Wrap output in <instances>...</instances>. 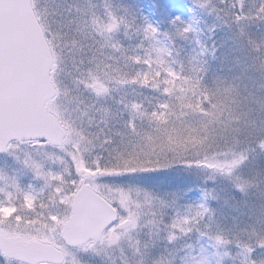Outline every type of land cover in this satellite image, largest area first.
<instances>
[{
	"label": "snow or ice",
	"instance_id": "snow-or-ice-1",
	"mask_svg": "<svg viewBox=\"0 0 264 264\" xmlns=\"http://www.w3.org/2000/svg\"><path fill=\"white\" fill-rule=\"evenodd\" d=\"M95 7L91 0H45L43 8L37 7V0H0V155L14 164L11 173L0 170V264H65L70 245H86L87 251L99 240L120 247L124 237L133 259L124 257L122 264H264V204L258 211L250 209L256 216L252 224L223 228L208 205L217 199L212 190L198 189V201L181 203L175 193L169 200L139 188L135 195L142 199H133L132 189L114 183L131 177L150 180L172 168H195L207 171L208 180L217 175L229 179L241 194L259 188L260 182L234 174L249 153L264 152V121L246 131L241 151H234V144L227 151L208 153L216 142L214 135L209 142L208 127L216 126L213 134L217 129L240 131L232 125L251 109L234 112L232 105L240 101L230 84L203 83L206 57L215 59L217 47L200 39L203 32L197 25L198 17H213L209 38L217 24L235 27L237 39H246L248 53H256L253 61L259 60L264 69V40L247 38L244 31L249 24L264 23V0L252 7L245 0H190L187 19L161 2L163 21L127 8L118 15L120 10H112L107 2L101 16ZM120 36H135L137 43L127 47ZM184 43L191 45L186 60L177 59ZM69 47L92 53L79 60L73 80L78 95L68 102H75L73 110L80 117L88 116L89 125L99 116L95 133L88 132L82 120L78 125L58 103L61 96H69L57 78ZM130 66L134 70H128ZM126 86L165 99L153 103L146 97L150 110L144 100L124 96L115 100L122 105L118 111L100 103ZM84 92L99 107L88 104L81 109ZM189 114L199 117L201 127L182 120ZM138 120L154 125L158 135L144 132ZM111 121H118L120 129L109 127ZM115 137L120 142L137 137L158 144L142 153L113 149L114 156L93 155L98 147L113 144ZM98 206L107 208V221L77 232L89 210ZM141 233L145 239H136ZM193 233L195 244L169 249V244ZM154 249L160 251L154 254Z\"/></svg>",
	"mask_w": 264,
	"mask_h": 264
},
{
	"label": "rangeland",
	"instance_id": "rangeland-1",
	"mask_svg": "<svg viewBox=\"0 0 264 264\" xmlns=\"http://www.w3.org/2000/svg\"><path fill=\"white\" fill-rule=\"evenodd\" d=\"M68 3L83 4L84 0H67ZM96 5L94 11L103 16L104 5L107 2L112 6V10L117 11L118 15H123V9L127 8L130 12L140 14V10L146 13L149 19L153 21L165 20L164 15L161 12V2L167 3V10L176 14L184 13L187 19L186 7L189 6L190 0H91ZM257 0H245L246 6L252 7ZM45 6V0H37V7L43 8ZM200 23L197 25L199 29H206L207 44L212 46L213 42L217 47L216 58L206 57L210 72H204L203 79L205 85L212 87L214 82L220 81L230 84L237 90L238 95L236 99L240 101L239 104H233L232 108L236 114L241 112H248V116L245 118L241 116L239 123L232 125L233 129H240V131L221 132L217 129L213 134L211 129L216 127L210 125L207 129L209 132V142H211L213 135L215 136V143L208 149L210 155H215L221 151H227L229 147L234 144L238 145L234 148V151H241L245 147V133L246 131H252L253 126L259 128L261 121H264V69L260 67V61H253V57L256 53H248V46L246 39L241 37L237 39L236 28L231 30L221 27L217 24L215 32L211 33L209 38V32L207 28L215 23L212 16H200L198 17ZM166 23L162 24V28L166 27ZM64 31H69L64 29ZM247 38H250L256 42L264 40V23H252L245 26L244 29ZM71 34V33H70ZM123 40L125 46L134 47L137 43V38L133 36L130 40H125L123 36L119 37ZM206 41V38L201 39ZM86 44H90L91 41H85ZM185 44V43H184ZM182 44V45H184ZM187 44V43H186ZM94 51V49H93ZM107 49L105 52L107 53ZM87 55L91 57L92 53L85 49L83 52L77 53L75 49L69 47L67 50V56L65 57L64 64L61 65L58 71L57 78L61 84V87L67 86L69 89V96L66 98L61 96L58 103L62 104L66 108L67 114L71 116L73 120L77 121L79 125L80 120L83 121V126L88 132H97L96 121L99 116L93 121L91 125L88 123V116L80 117V114L73 109L75 108V102L69 103L73 97L78 95L75 91V85L73 83L74 77L77 75V68L79 67V60ZM119 55L118 53L116 54ZM123 64V61H121ZM128 70H134L131 66ZM124 96L126 99H132L136 101H145V107L150 106L148 100L153 103L156 99L161 97L152 91L147 89L138 88L135 86L124 87L119 92L113 93L112 98H105L100 103L106 104L113 111H118L122 108V105H117L115 100ZM148 100H145V98ZM83 104L80 108L83 109L85 105L92 104L99 107L97 101L88 95L87 92L82 96ZM79 117V119H78ZM173 119H175L173 117ZM183 121L190 122L193 126L201 127L199 117L189 114L182 118ZM177 123H181L177 121ZM138 126L144 132H150L152 137L155 138L158 133L153 131L154 125L150 126L144 120L137 121ZM181 126H183L181 124ZM103 127V125H100ZM109 127L114 129H120V123L118 121H111ZM223 126L221 125L220 128ZM107 131V129H105ZM203 134V133H202ZM227 138V144L225 139ZM158 141L150 143L147 139L140 140L137 137H128L123 142H120L119 137L114 138V142L111 145H103V148H97L96 152H101L105 157L115 155L113 149L116 151H124L127 153H142L149 151L151 148H156ZM107 149V151H104ZM157 150H159L157 148ZM171 156V153H169ZM223 156L217 155V159H223ZM114 162V161H113ZM14 167L11 158L6 156H0V170L11 173ZM209 173L200 169H185V168H172L167 172L157 174L154 178L146 180L140 177H131L126 179L116 180L114 183L122 186L124 189H132L133 199H142V196L137 197L135 195V189H147L153 193L164 197L165 199H172V194L175 193L177 197L181 198V203L185 201H198L200 198V191L198 189H208L213 191V195L217 199H210L208 201L209 207L215 210L214 220L223 228H244L246 224H252L256 220V216L250 209L255 208L259 210V206L264 204V152H260L258 149L256 153H249L244 163L236 170L235 176H239L241 180L260 182L258 189H249L247 194H241L234 190L232 182L224 177L217 175L214 180H208ZM113 183V181H108ZM27 183V181H25ZM136 239L143 240L145 237L141 233ZM203 242V241H202ZM91 243V242H90ZM196 235L192 234L191 237L182 240H177L175 244H169L170 250L180 247L181 244H195ZM120 247L116 245L107 246L101 241L95 242L92 248H88L85 251V247H77L74 249H68V255L65 257V264H122L124 257H128L129 261L133 259L131 256L132 249L128 247V239L124 237L119 242ZM121 248L124 249L123 255L121 254ZM163 248V245L160 246ZM160 251V249H154V254ZM209 252L212 250L209 249ZM183 254V253H181ZM134 259L138 260L139 257Z\"/></svg>",
	"mask_w": 264,
	"mask_h": 264
},
{
	"label": "water",
	"instance_id": "water-1",
	"mask_svg": "<svg viewBox=\"0 0 264 264\" xmlns=\"http://www.w3.org/2000/svg\"><path fill=\"white\" fill-rule=\"evenodd\" d=\"M109 218V213L107 208L103 206L93 207L89 210L86 217L83 220V223L80 227L76 229L77 232L82 229L91 230L94 229L97 225L103 224ZM79 246V245H75ZM70 245V247H75Z\"/></svg>",
	"mask_w": 264,
	"mask_h": 264
},
{
	"label": "trees",
	"instance_id": "trees-1",
	"mask_svg": "<svg viewBox=\"0 0 264 264\" xmlns=\"http://www.w3.org/2000/svg\"><path fill=\"white\" fill-rule=\"evenodd\" d=\"M142 14L145 15V16H147L146 13H143L142 12ZM202 32H203V35L200 37V39L206 38V42H207V39L208 38H207L206 29L202 30ZM181 47L184 49V51L181 52V56L180 57H176V58L177 59H185L186 60L185 53L190 49L191 45H189L188 43L187 44L185 43L184 45H181ZM173 56L175 57V53H173ZM173 67H176V65H173ZM205 67H206V71H208L209 65L207 64ZM208 72H210V70ZM203 83H205L204 79H203ZM160 99H165V98L164 97H161Z\"/></svg>",
	"mask_w": 264,
	"mask_h": 264
}]
</instances>
